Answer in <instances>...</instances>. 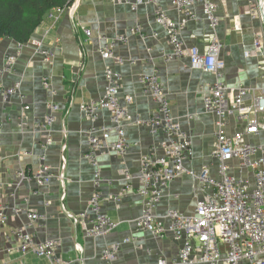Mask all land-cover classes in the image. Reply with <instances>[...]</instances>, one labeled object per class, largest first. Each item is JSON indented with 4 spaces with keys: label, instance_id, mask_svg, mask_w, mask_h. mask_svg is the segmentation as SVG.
<instances>
[{
    "label": "crops",
    "instance_id": "obj_1",
    "mask_svg": "<svg viewBox=\"0 0 264 264\" xmlns=\"http://www.w3.org/2000/svg\"><path fill=\"white\" fill-rule=\"evenodd\" d=\"M215 1L222 16L217 35L224 44L221 57L226 61L225 84L231 88V94L239 85L259 92L264 87V53L256 52L253 42L259 32L264 33L260 20L250 18L248 0ZM161 2L175 21L182 19L183 14L172 0ZM193 9L201 19L189 21L182 30V38L187 46L198 45L203 51L209 45L213 30L204 19L202 5L196 4ZM235 16L241 18V31L234 27ZM44 17L31 39L22 43L20 51L21 42L9 37L0 40V69L8 55L18 54L15 71L0 73V202L9 214L6 224L0 225V264H52L50 259L34 251L22 252L10 232L13 227H22L32 210L48 216L45 225L32 229L36 239L59 238L62 245L58 255L72 260L73 264H102L103 248L135 233L143 247L124 244L117 264H159L161 258L177 253L182 242L171 233L158 239L149 232L137 231L134 221L143 211L144 198L138 191L123 193L122 189L127 183L135 188L141 185L142 156L149 152L164 155L162 144L167 135L162 131L153 134L146 125H124L131 143L126 155L108 150L99 157L100 171L105 177L102 206L118 227L101 238L86 236L83 228L75 225L61 208L65 193L63 202L67 211L85 210L95 189L94 168L84 158L90 146L92 121L81 105L102 99L107 84L105 72L111 67L123 76L122 103L134 116L147 120L158 111L157 105L143 94L137 77L157 66L169 94L172 115L191 133L194 141L185 164L197 172L203 163L212 159L210 153L219 130L216 115L204 107V94L216 76L193 67L189 56L165 60V55L174 47L168 32L156 23L153 4L144 3L135 10L129 3L114 0H74L61 10L58 7L48 10ZM134 24H140L144 36L131 32ZM84 29L92 34L87 35ZM156 32L158 36L154 35ZM118 34H128L129 41L118 43L116 54L128 60L134 58L137 63L122 65L115 59L102 57V38L112 39ZM35 41H41L42 45H36ZM44 51L50 52L48 60ZM44 78L50 81V88L46 87ZM18 81L22 82L21 92L5 98L2 85L12 86ZM128 95L133 96L131 102L125 99ZM51 101L58 104V109L56 119L46 127L47 105ZM26 105L31 107L27 111ZM24 115L26 125L22 123ZM100 123L111 125L109 111H99L97 124ZM226 125L227 131L240 128L233 117ZM49 135L52 139L45 149L42 144ZM116 137L114 133L112 139ZM42 155L46 156L53 177L45 186H39L31 177ZM126 168L132 175L130 181L123 175ZM21 170H25L26 177L19 176ZM215 171L216 165L212 173ZM61 173L64 178L60 177ZM203 193L202 186L195 185L190 174L175 178L157 204L159 221L169 223L165 217L169 208L194 212L197 195Z\"/></svg>",
    "mask_w": 264,
    "mask_h": 264
},
{
    "label": "built area",
    "instance_id": "obj_2",
    "mask_svg": "<svg viewBox=\"0 0 264 264\" xmlns=\"http://www.w3.org/2000/svg\"><path fill=\"white\" fill-rule=\"evenodd\" d=\"M114 1L129 3L135 10L144 3L153 4L156 23L168 32L170 44L174 47L165 55V60L189 56L193 67L201 68L216 76L215 82L204 94V107L209 113L213 112L216 115V124L219 127L210 153L212 159L203 163L200 171L197 172L186 166L185 161L190 158L194 141L191 133L172 115L169 94L157 66L149 72L140 73L137 77L143 94L150 96L157 105L158 111L147 120L140 115L134 116L122 103L123 76L119 71L108 67L105 72L107 84L102 99L98 102H83L81 105L92 121L89 130L90 146L84 158L94 168L95 189L85 210L79 213L67 211L63 202L65 193L61 198V208L66 211L75 225L83 228L86 236L101 238L115 230L118 223L102 206L105 199L102 190L105 177L100 171L99 157L108 150L120 156L126 155L131 143L128 141L125 124L150 126L153 134L162 131L167 135V139L162 144L164 155L156 152L144 154L140 171L141 185L135 188L127 183L122 191L128 193L135 190L144 198L143 211L134 221L137 231L149 232L158 239H164L171 233L174 238L182 242L177 253L168 258H161L159 264H264V87L258 92L245 85H239L231 94V88L225 84L226 61L221 57L224 44L217 35V27L222 20V16L218 13V2L172 0L176 9L183 14L181 20L175 21L167 13L161 0ZM196 4L202 5L204 19L213 30L209 45L203 51L198 45L187 46L182 38V30L186 24L193 19H201L193 9ZM248 11L252 20L261 19L264 25L261 0H248ZM234 27L238 31L242 30L240 16L234 17ZM130 30L140 36L145 35L140 24H134ZM84 31L89 36L92 34L89 29ZM154 35L158 36V33ZM128 41V34H118L112 39L103 37L100 44L102 57L115 59L122 65L125 62L137 63L134 58L128 60L116 54L117 44L120 42L127 44ZM34 43L38 46L42 45L41 41ZM253 43L256 52L264 53L263 32L258 33ZM22 46L23 44L19 43L18 50ZM43 54L48 60L50 52L44 51ZM17 55L7 56L0 69L1 74L15 71ZM44 83L50 88L48 78H44ZM21 87L20 81L12 86L2 85L1 93L7 98L21 92ZM249 95L251 96L248 97ZM125 99L131 102L133 96L128 95ZM30 108V105L24 106L25 111ZM47 108L46 127L56 119L58 104L51 101ZM101 109L110 112L111 125L97 124ZM230 117L236 119L240 128L228 131L224 128ZM22 123L27 124L25 115ZM114 133H117L115 140L112 139ZM51 139V135L45 139L42 144L45 149L48 148ZM45 160L46 156L42 155L40 165L32 171L31 177L39 186L48 185L53 178L50 165ZM63 160L65 161L64 158ZM215 165L216 171L212 173ZM18 174L20 177L27 176L25 170H21ZM183 174H190L195 185L202 186L204 193L201 196L197 195L194 212L188 213L169 208L165 215L169 223L160 222L156 209L164 189L172 180ZM123 175L130 181L132 175L127 168L124 169ZM60 177L64 178V174L61 173ZM12 194L15 196L14 193ZM8 216L6 206L0 202L1 226L6 224ZM27 217V222L22 227H13L10 230L17 239L20 250L34 251L38 256L50 259L52 264H73L72 260L58 255L62 245L59 238L36 239L32 229L38 225H45L47 214L32 210L28 212ZM124 244H136L139 249L143 247L142 240L136 233L123 237L118 242L103 248L100 254L102 264H117L119 252Z\"/></svg>",
    "mask_w": 264,
    "mask_h": 264
},
{
    "label": "trees",
    "instance_id": "obj_3",
    "mask_svg": "<svg viewBox=\"0 0 264 264\" xmlns=\"http://www.w3.org/2000/svg\"><path fill=\"white\" fill-rule=\"evenodd\" d=\"M74 0H0V40L4 37L24 43L31 39L52 8H64Z\"/></svg>",
    "mask_w": 264,
    "mask_h": 264
},
{
    "label": "bare ground",
    "instance_id": "obj_4",
    "mask_svg": "<svg viewBox=\"0 0 264 264\" xmlns=\"http://www.w3.org/2000/svg\"><path fill=\"white\" fill-rule=\"evenodd\" d=\"M261 11H262V15L264 17V0H261Z\"/></svg>",
    "mask_w": 264,
    "mask_h": 264
},
{
    "label": "rangeland",
    "instance_id": "obj_5",
    "mask_svg": "<svg viewBox=\"0 0 264 264\" xmlns=\"http://www.w3.org/2000/svg\"><path fill=\"white\" fill-rule=\"evenodd\" d=\"M260 27H262V29H264V25H263V22H262V20L260 19Z\"/></svg>",
    "mask_w": 264,
    "mask_h": 264
}]
</instances>
